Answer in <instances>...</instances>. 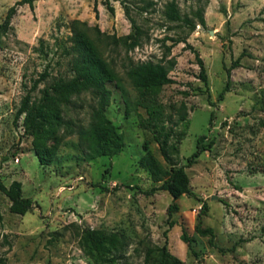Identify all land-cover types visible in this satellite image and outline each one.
Returning a JSON list of instances; mask_svg holds the SVG:
<instances>
[{
  "label": "rangeland",
  "instance_id": "rangeland-1",
  "mask_svg": "<svg viewBox=\"0 0 264 264\" xmlns=\"http://www.w3.org/2000/svg\"><path fill=\"white\" fill-rule=\"evenodd\" d=\"M17 1L0 0V23ZM145 1L127 4L144 30L141 46L127 53L118 47L103 49L133 103L138 94L124 66L130 60L158 61L172 39L187 33L163 15L171 0ZM175 1L180 14L195 22V12L203 9L206 23L171 49L168 58L176 65L169 76L174 83L164 86L157 98L174 118L186 106L188 129L177 128L185 132L177 153L165 160L152 134L139 127L146 111L133 106L126 114L122 92L110 84L105 113L124 137L121 153L86 162L77 137L71 136L60 143L56 161L47 167L32 151L23 117H16L22 98L42 74L45 81L34 97L52 78L69 76L73 20L117 37L134 29L119 1L111 2L113 14L102 0H39L33 11L18 7L10 31L0 38V179L6 186L20 182L23 197L35 208L14 215L0 193V264H97L80 247L85 228L119 235L117 264H158L162 247L182 264H264V0ZM194 51L203 61L207 86L199 79ZM236 61L228 78L227 70ZM227 82L230 91L218 101ZM73 99L66 117L86 125L95 102L90 94ZM202 136L213 145L185 169L193 195L179 198L178 211L169 215L173 199L167 192L146 195L159 184L138 165L142 145L147 142L165 168L180 167ZM206 229L213 237L200 233ZM183 233L192 240L191 247L181 240ZM148 250L152 253L147 261Z\"/></svg>",
  "mask_w": 264,
  "mask_h": 264
},
{
  "label": "trees",
  "instance_id": "trees-1",
  "mask_svg": "<svg viewBox=\"0 0 264 264\" xmlns=\"http://www.w3.org/2000/svg\"><path fill=\"white\" fill-rule=\"evenodd\" d=\"M39 0H19L11 6L3 21L0 23V38L8 34L11 29V21L17 13L18 7L27 5L31 11L34 9V2ZM106 9L113 14L112 1H119L124 7V13L134 32L117 37L101 32L98 26L90 27L80 20H73L70 23L69 38L70 46L67 55L70 60L69 76L55 77L47 82L43 88L38 90V96L32 93L36 91L39 83L44 82L46 74L35 80L27 94L22 98L17 111V118L23 117L22 127L24 134L32 138V151L41 166L47 167L56 161V155L60 143L71 136L77 137V147L81 152L82 159L91 162L100 157L113 158L121 153L124 148V137L118 128L107 117L105 110L110 105L112 92L108 85L112 84L123 94L126 105V114L130 109L141 107L146 111V118L139 119V127L149 131L153 140L159 146L161 155L165 160L170 161V153H177L178 145L185 137V132L177 131L179 126L188 129L186 106L182 105L177 109L174 116L164 112L163 105L157 101L161 89L173 84L169 76L174 69L176 62L170 56L171 49L180 44L186 43V37L190 35L197 25L205 27L203 9H197L195 20L180 14L175 0L165 4L163 15L168 22L175 23L178 28H187L185 37H178L171 40V45L166 47V53L158 61L142 63L128 62L125 68V75L132 88L137 92L135 103L130 100L122 79L113 66V62L104 57V47H118L125 52L133 51L141 46L145 36L144 30L135 19L130 16V0H102ZM146 3L145 0H140ZM134 5L136 3L133 2ZM149 6V4H147ZM142 12L146 8H141ZM95 18L98 19V11L94 7ZM192 49V48H190ZM197 65L200 68L199 79L207 86V76L203 61L195 52ZM238 65L234 62L227 70L230 72ZM229 83L224 86L218 95V101L224 99L225 93L229 92ZM82 94H90L95 102L92 106L91 115L86 125L66 117L69 106L74 105L75 98ZM174 140L175 145L170 144ZM206 137H199L196 141L195 152L186 160L184 166L176 167L170 165L165 168L153 155L148 143L142 145L143 155L138 160V165L146 170L153 183L159 186L152 187L146 195H152L156 191H165L173 199L168 207V214L178 211L177 200L182 196H192L190 180L185 171L192 167L199 156L211 149L213 143H206ZM51 143V144H49ZM0 193L6 196L10 202L9 211L18 216H24L35 208V203L30 198L22 195V185L13 181L6 186L0 179ZM200 233L209 234L213 237L211 229L201 230ZM181 240L191 247L192 240L185 233ZM79 244L83 252L97 264H117L114 252L120 249L121 239L116 233H107L103 230L85 228L80 236ZM152 250H148L146 260L148 261ZM158 264H182L180 260L172 256L165 247L158 250Z\"/></svg>",
  "mask_w": 264,
  "mask_h": 264
}]
</instances>
